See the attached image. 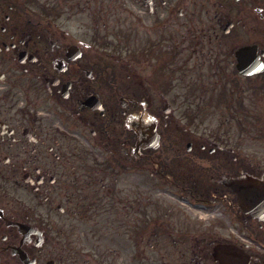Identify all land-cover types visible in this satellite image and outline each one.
Here are the masks:
<instances>
[{
    "label": "flooded vegetation",
    "instance_id": "af4514ba",
    "mask_svg": "<svg viewBox=\"0 0 264 264\" xmlns=\"http://www.w3.org/2000/svg\"><path fill=\"white\" fill-rule=\"evenodd\" d=\"M239 81L264 83V0H0V264H220L222 243L264 264V217L225 184L264 183V155L224 124L192 136L189 109L173 130L175 98L264 111ZM144 184L221 220L143 202ZM110 231L121 251L83 246Z\"/></svg>",
    "mask_w": 264,
    "mask_h": 264
},
{
    "label": "rangeland",
    "instance_id": "374dc122",
    "mask_svg": "<svg viewBox=\"0 0 264 264\" xmlns=\"http://www.w3.org/2000/svg\"><path fill=\"white\" fill-rule=\"evenodd\" d=\"M79 19L85 20V18H83L82 15H80ZM229 84L230 83H228V85ZM237 85H243L246 87V81H239V82H237ZM171 87L172 86L169 85L163 91L167 93L168 90L171 89ZM220 87H221L220 83H217L215 85V88H220ZM175 90H180L179 86L175 87ZM180 100H181V98H175L173 100V106L175 109L174 115L177 117V119H180L181 121H185L182 114H183L184 110L189 109V112H191V113L185 114L187 119H190L192 116H195L194 119L192 120V125H190V133L192 134V136H197L198 134L199 135L204 134L209 138L215 137V136L219 137L222 133V131L220 130V127L222 126V124H224V127L228 128L227 130L224 131V133L227 134V137H231V134H232L231 132H232L234 127H230L228 120H224V118L226 116L225 113L217 112V110L214 106L215 105L214 102L202 103L200 100L192 99V98H184L181 101ZM218 102H219V99H218ZM241 115L242 114H240V112H238L239 118L241 117ZM228 117H230V115ZM232 119H233V122H235L236 118L234 117V115H233ZM239 122H241V120ZM175 124L176 123H174V125ZM258 134L259 133H257L256 131H252L250 133V135H248L245 130H238V136L240 139H242L241 141H239V143L242 142L241 144H244V145L239 146V147H244V149H246V137H254ZM253 147L259 148L257 146H253ZM253 163H256V162H253ZM257 163H261V165L264 167V161H259ZM144 181H146V180H144ZM148 185L144 184L142 189L140 187L134 189L135 191L139 192L138 196L142 195V201L143 202H146V199H145L146 196H149L151 202L152 201L158 202V201L162 200L163 202H158L162 209L166 206L175 208L176 214L178 216L188 218V219H192L193 216L197 217V218L200 217L198 219L200 221H202V224L204 227H207L210 225L208 221H213V219L221 220V216L218 213V212L223 213V211H221V210L217 211L218 214L214 215L215 217L212 216L209 212H206V213L200 212V213H197L196 215H194V212L187 209L186 206H183L185 209H183L181 206H178L179 203L186 205L185 203H182L178 200L176 201L174 196L173 197L168 196L166 193H164L162 190H160L158 188V185H156L154 187V189H150V188L146 189V186H148ZM121 192L126 193V191H121ZM115 197L120 198L121 202H123V201L125 202L124 195H122L120 193H116ZM101 205H102V203H101ZM177 208L182 209L183 212L181 215L178 214ZM46 213L48 214V216H50V218L54 219L55 221L67 218L69 216V214H67V212L66 213H59V212L57 213L56 210L48 209V208H46ZM114 216L115 217L119 216L118 210L114 211ZM179 225H180V223H179ZM79 227H81V226L79 225ZM227 228H229V226ZM108 234H110V235L106 236V234H104V232H100L99 234H96L95 236H93V234L90 233V241L85 242L83 244V246L84 247L90 246V249H94V250H98L97 248L102 249L103 246H106V249L108 250L107 251L108 254H109V251H113L114 249H119V251H121V249L118 245L117 235H115L112 231H110V233L108 232ZM86 238L89 239V237H86ZM177 259H178V256L177 255L174 256V260H177ZM168 260H172V258H166V257L157 258L156 257V258H153L152 260L148 259L144 264H164L163 261H168Z\"/></svg>",
    "mask_w": 264,
    "mask_h": 264
},
{
    "label": "water",
    "instance_id": "95a60500",
    "mask_svg": "<svg viewBox=\"0 0 264 264\" xmlns=\"http://www.w3.org/2000/svg\"><path fill=\"white\" fill-rule=\"evenodd\" d=\"M246 186V182L241 183L239 181H236L235 183L232 184V188L235 190V192L241 196V195H246V191H244L243 187ZM220 260L225 264V261L222 256L219 257ZM229 264H237V263H229Z\"/></svg>",
    "mask_w": 264,
    "mask_h": 264
}]
</instances>
